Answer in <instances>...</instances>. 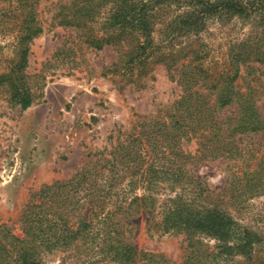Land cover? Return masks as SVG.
Wrapping results in <instances>:
<instances>
[{"label":"rangeland","instance_id":"rangeland-1","mask_svg":"<svg viewBox=\"0 0 264 264\" xmlns=\"http://www.w3.org/2000/svg\"><path fill=\"white\" fill-rule=\"evenodd\" d=\"M71 1L37 3L43 31L27 43L25 67L32 105L22 109L0 88V223L21 234L22 213L53 198L61 209L48 217L52 229L64 223L56 215L75 224L57 238L43 223L41 264H264V162L251 174L256 160L202 159L195 139L186 144L191 173L173 170L165 148L145 141L157 153L144 157L142 148L130 168L105 161L116 144L118 155L138 133L171 121L190 51L210 70L240 53L241 90L264 85V62L247 59L264 50V0H209L224 3L218 9L198 0H78L85 25L59 24L60 5ZM14 4L0 0L3 9ZM135 12L144 27L129 22ZM13 23L11 15L0 22V72L16 58ZM91 34L111 42L96 49ZM14 258L0 264H20Z\"/></svg>","mask_w":264,"mask_h":264},{"label":"trees","instance_id":"trees-1","mask_svg":"<svg viewBox=\"0 0 264 264\" xmlns=\"http://www.w3.org/2000/svg\"><path fill=\"white\" fill-rule=\"evenodd\" d=\"M38 1L15 0L16 4L13 6L5 9L0 7L1 20L5 16L13 17L17 38L16 58L12 60L9 69L0 72V88L7 87L11 100L18 103L22 109H26L34 102L31 86L27 82L28 75L25 73V67L29 50L27 43L43 31L37 16ZM77 2L79 1L72 0L70 4L60 5V10L55 15V18H59V24L85 25L79 13L81 9L76 11L73 9ZM196 3L202 4V7H215V9L224 7L222 2L214 4L209 0H198ZM127 17L128 15L125 14V18ZM130 18L129 22H132L131 24L135 22L133 24L135 27H144L143 13L135 12L132 16L130 15ZM187 22L190 24L191 21ZM122 29H125L124 24ZM125 33L126 31L122 30V34ZM87 42L92 47L99 49L103 47L104 43H109L111 40L91 34L88 36ZM190 52L191 55L186 65H183L185 70L180 73L178 78V82L182 86V94L178 100H175L177 113L171 115L170 122H157L161 124H156L150 131H142L143 134L138 133L126 144H121L122 148L118 155H115V148L118 147L116 144L114 150L111 149L110 158L105 159L111 167L124 164L130 168L132 162L135 163L137 157L141 156L142 148L145 150L144 157L153 152L156 154L155 149H147L146 143L156 150L158 146H163L165 148L162 151L164 157L174 161L173 170L185 174L191 173V169L187 167L190 160L188 153L190 152L186 148V144L195 139V144H198L195 148V156L202 159L237 157L245 167H249L252 165V161L256 160L255 168L249 173L256 174L258 172L260 165L264 162V115L257 102L258 96L264 98V91L261 90L264 89V85L257 82L255 85H248L245 91L241 90V84L236 80L240 77V66L245 63L244 58L246 59V57L240 53L234 55L225 64V68L210 70L202 69L198 64H194V61L199 59V54L197 50ZM137 58L134 55H127L125 62L131 63ZM247 59L264 62V50L257 51L254 58ZM140 73L142 74V71ZM261 76L264 77V69ZM226 107H233L234 112H231L232 115L221 118L220 111ZM129 143H137V145L129 146ZM145 170L143 169L142 172ZM245 171L243 170V173ZM89 204L91 205L90 211H96L93 205L94 201L89 200ZM56 208L61 209L53 198L46 202L37 198V201L32 203L31 209L22 213L21 234L11 231L12 227H8L5 223H0V263L5 260L6 256H10L15 257L20 261V264H41L39 252L44 241L39 238V235L44 228H48L54 236L60 238L58 231L63 235L67 231L66 229L75 224H69V219L64 217V214L56 215L60 220H64V223L61 227L52 229L56 223H53L54 221L48 217L50 214L55 215ZM146 212L150 215L151 209H147ZM84 219L83 216L75 232L79 230L80 224L84 223ZM107 221H110L113 226H118L120 223V220L115 219L114 216L107 217ZM44 222L47 224L45 227L43 226ZM48 241V244H55L56 240L52 241L49 238Z\"/></svg>","mask_w":264,"mask_h":264}]
</instances>
